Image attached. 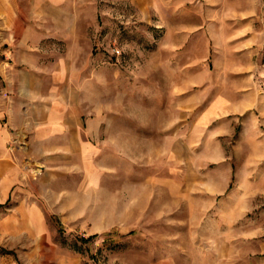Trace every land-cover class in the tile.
Wrapping results in <instances>:
<instances>
[{"label":"rangeland","instance_id":"obj_1","mask_svg":"<svg viewBox=\"0 0 264 264\" xmlns=\"http://www.w3.org/2000/svg\"><path fill=\"white\" fill-rule=\"evenodd\" d=\"M84 1L71 72L100 130L16 138L0 264H264V0Z\"/></svg>","mask_w":264,"mask_h":264},{"label":"crops","instance_id":"obj_2","mask_svg":"<svg viewBox=\"0 0 264 264\" xmlns=\"http://www.w3.org/2000/svg\"><path fill=\"white\" fill-rule=\"evenodd\" d=\"M93 6L84 0H0V207L23 198L17 185L22 183L20 154L30 144L45 148L56 139L78 145L85 126L100 130V114L80 102L71 72L75 56L90 40L94 21L86 13ZM21 136H27L25 149L14 144ZM15 208L24 213L23 205ZM16 213L6 220L9 229L29 226V211L21 227ZM43 262L81 264L68 253L50 255Z\"/></svg>","mask_w":264,"mask_h":264},{"label":"bare ground","instance_id":"obj_3","mask_svg":"<svg viewBox=\"0 0 264 264\" xmlns=\"http://www.w3.org/2000/svg\"><path fill=\"white\" fill-rule=\"evenodd\" d=\"M37 167H39V166H37ZM37 167H35V168H31V169H29V171H30L33 175H36V174L40 171V168H37Z\"/></svg>","mask_w":264,"mask_h":264},{"label":"trees","instance_id":"obj_4","mask_svg":"<svg viewBox=\"0 0 264 264\" xmlns=\"http://www.w3.org/2000/svg\"><path fill=\"white\" fill-rule=\"evenodd\" d=\"M91 238H92V236H90L89 238H82V239H84L86 241V240L91 239Z\"/></svg>","mask_w":264,"mask_h":264}]
</instances>
